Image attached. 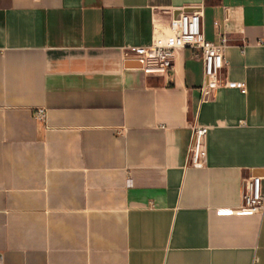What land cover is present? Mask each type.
<instances>
[{"label":"crops","instance_id":"obj_1","mask_svg":"<svg viewBox=\"0 0 264 264\" xmlns=\"http://www.w3.org/2000/svg\"><path fill=\"white\" fill-rule=\"evenodd\" d=\"M195 11L228 39L206 99L199 50L158 76L131 51ZM252 177L264 190V0H0V264H264V212L219 211Z\"/></svg>","mask_w":264,"mask_h":264},{"label":"built area","instance_id":"obj_2","mask_svg":"<svg viewBox=\"0 0 264 264\" xmlns=\"http://www.w3.org/2000/svg\"><path fill=\"white\" fill-rule=\"evenodd\" d=\"M171 37L159 40L150 46L132 48L131 51L138 56L141 70L149 76L165 75L173 68L175 52L179 48L199 50L204 63V84L201 88L204 99L218 89L220 74L226 65L225 54L228 39L223 37L220 43L208 41L202 28V11L181 13L169 23ZM229 88L243 89L242 84L227 82ZM38 121L46 119V110L38 108L34 111ZM208 128L194 126L189 151V165L202 168L205 165L206 150L204 139ZM221 213L258 214L264 212V190L261 177H252L244 183L243 204L236 208L219 210Z\"/></svg>","mask_w":264,"mask_h":264}]
</instances>
